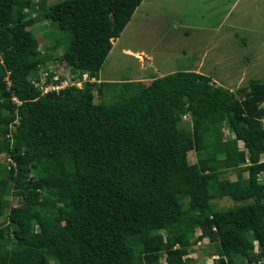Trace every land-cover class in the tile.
Here are the masks:
<instances>
[{
  "label": "trees",
  "instance_id": "1",
  "mask_svg": "<svg viewBox=\"0 0 264 264\" xmlns=\"http://www.w3.org/2000/svg\"><path fill=\"white\" fill-rule=\"evenodd\" d=\"M141 1L0 0V216L19 200L0 221V264H187L204 237L220 247L213 264L264 258V82L233 95L174 72L95 101ZM38 19L57 27L45 50L29 28ZM42 72L55 85L96 80L42 93ZM191 151L205 154L191 162ZM224 196L237 203L215 210Z\"/></svg>",
  "mask_w": 264,
  "mask_h": 264
},
{
  "label": "rangeland",
  "instance_id": "2",
  "mask_svg": "<svg viewBox=\"0 0 264 264\" xmlns=\"http://www.w3.org/2000/svg\"><path fill=\"white\" fill-rule=\"evenodd\" d=\"M56 1L48 0L47 4ZM41 12L34 10L32 16L38 17ZM29 28L41 50L51 43L46 38L47 32L57 29L46 19H38ZM59 52L57 49L55 56ZM66 68L58 73H68ZM174 72L200 76L233 95L253 81L264 82V0H142L121 34L112 40L99 73V79H106L108 87H101L99 92L94 89L95 101L105 105L123 101L134 94L133 90ZM69 80L77 87L85 84L81 78ZM182 123L191 127L188 114ZM224 133L231 137L226 129ZM204 154L191 151L189 159L195 162ZM3 162L5 156L0 155V163ZM246 175L242 173L243 177ZM225 177L236 186V171H224L220 178ZM260 179L263 181L264 175ZM179 200L183 203L181 197ZM18 203L19 200L10 197L9 206ZM236 203L228 196L212 200L215 210ZM9 206H4L5 214L0 221ZM254 246L257 251L256 242ZM219 255V245L204 237L189 248L187 264H213ZM161 262L168 264L165 258ZM253 264H264V258Z\"/></svg>",
  "mask_w": 264,
  "mask_h": 264
},
{
  "label": "built area",
  "instance_id": "3",
  "mask_svg": "<svg viewBox=\"0 0 264 264\" xmlns=\"http://www.w3.org/2000/svg\"><path fill=\"white\" fill-rule=\"evenodd\" d=\"M46 72H42V75H41V79L40 81L36 82V81H32L35 86L39 87L42 91V93H46L50 90H57L59 88H62L64 87V85L66 86L67 84H75L73 83L72 81L69 80V78H66L65 80H63L60 84L58 85H55V84H51V83H46L45 82V76H46ZM58 76L55 75L53 76L54 79H56ZM82 78L85 79L87 78V75L86 74H82ZM67 81H69V83H67ZM14 101H17L16 98H13ZM187 116V113L183 115V117H186Z\"/></svg>",
  "mask_w": 264,
  "mask_h": 264
},
{
  "label": "crops",
  "instance_id": "4",
  "mask_svg": "<svg viewBox=\"0 0 264 264\" xmlns=\"http://www.w3.org/2000/svg\"><path fill=\"white\" fill-rule=\"evenodd\" d=\"M99 73H100V71H99ZM99 73H98V78H97V80L96 79H94V78H92V81L93 80H96L98 83H100V82H107V80L106 79H99Z\"/></svg>",
  "mask_w": 264,
  "mask_h": 264
},
{
  "label": "clouds",
  "instance_id": "5",
  "mask_svg": "<svg viewBox=\"0 0 264 264\" xmlns=\"http://www.w3.org/2000/svg\"><path fill=\"white\" fill-rule=\"evenodd\" d=\"M88 79H89L90 81L92 80V78H90V77H88V76H87V78H85V79L82 78L81 80L84 81V80H88ZM187 114H188V113H187Z\"/></svg>",
  "mask_w": 264,
  "mask_h": 264
}]
</instances>
